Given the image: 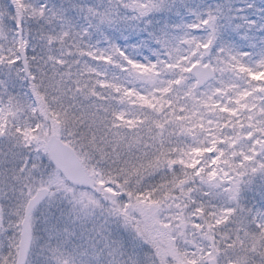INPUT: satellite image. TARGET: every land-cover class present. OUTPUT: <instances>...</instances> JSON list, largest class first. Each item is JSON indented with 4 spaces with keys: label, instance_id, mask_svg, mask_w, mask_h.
<instances>
[{
    "label": "snow or ice",
    "instance_id": "obj_1",
    "mask_svg": "<svg viewBox=\"0 0 264 264\" xmlns=\"http://www.w3.org/2000/svg\"><path fill=\"white\" fill-rule=\"evenodd\" d=\"M0 264H264V0H0Z\"/></svg>",
    "mask_w": 264,
    "mask_h": 264
},
{
    "label": "trees",
    "instance_id": "obj_2",
    "mask_svg": "<svg viewBox=\"0 0 264 264\" xmlns=\"http://www.w3.org/2000/svg\"><path fill=\"white\" fill-rule=\"evenodd\" d=\"M256 78L259 79V76H257Z\"/></svg>",
    "mask_w": 264,
    "mask_h": 264
}]
</instances>
